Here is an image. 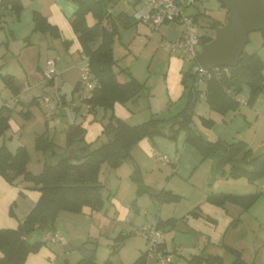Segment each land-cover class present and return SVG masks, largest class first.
Here are the masks:
<instances>
[{
  "label": "trees",
  "instance_id": "obj_1",
  "mask_svg": "<svg viewBox=\"0 0 264 264\" xmlns=\"http://www.w3.org/2000/svg\"><path fill=\"white\" fill-rule=\"evenodd\" d=\"M76 4V10L69 19L70 25L77 35L81 46V53L88 57L89 68L98 86L92 90L89 98L83 99L90 103V111L96 105L112 108L114 103L126 104L139 98L141 95H150L148 87L144 82L138 81L122 67L118 72L114 65L117 63L113 56L112 44L118 33V25L127 27L138 22L128 17L123 12L112 16L106 7L111 0H72ZM3 5L8 6L16 17L22 10L21 0H2ZM220 2V1H219ZM221 6H224L222 2ZM225 7V6H224ZM91 13L94 23L88 25L86 14ZM228 12L226 11V15ZM198 15H194L197 21ZM33 31L49 32L58 36L57 28L50 25L46 18L38 11L32 12ZM117 22H116V21ZM225 22V21H224ZM223 23H210L214 29ZM264 42V30L258 31ZM213 37L200 36L199 43L202 45L209 42ZM248 41V38H247ZM264 62L257 52H246L243 50L238 63L234 67H215L209 70L210 77L205 79L204 90L200 91L196 82L197 74L191 69L182 73L181 84L184 88L185 100L182 107L171 115H157L150 113L147 120L138 124H129L125 120L111 114L109 121L104 125L103 132L106 138L95 146L87 143L78 151L66 156L59 157L54 163L45 162L38 174H32L26 170L29 159L28 152L24 146H18L11 152L4 144L0 146V174L10 183L21 175L24 188L36 189L40 192L36 204L30 209L25 217L19 221L16 228H0V251L2 256L0 264H23L30 253H35L46 243L45 240L30 242L28 236L35 230L43 232L56 231L55 223L60 211L81 213L84 207L98 210L103 205L102 192L104 185L99 179L102 165L114 168L130 158V152L139 140L143 138L153 139L155 136H166L170 139L176 138L180 130L185 132V140L194 146L200 153L201 160L211 158L212 171L215 173H226L230 178L244 177L249 182H254L264 177V148L253 153L248 143L244 140L223 141L217 139L211 141L206 139L193 125L194 106L201 93L204 94L209 108L220 113L234 110L239 106L236 98L244 85L248 86L249 92L246 104L251 105L257 95L264 90ZM124 74L120 80L118 74ZM5 84L14 95H18L19 87L15 84L13 76L3 77ZM36 102L32 98L28 105ZM9 110L6 106L0 107V133L9 127ZM25 117H30V111L24 112ZM205 124H209L204 119ZM75 138L70 135V139ZM82 136L75 138L81 140ZM51 143L45 132L35 137V148L48 151ZM228 169L226 170V167ZM13 176H10L8 172ZM132 179L138 185V193L147 192L153 199L159 202L178 201L180 196L169 190H151L142 184L138 169L132 172ZM21 194L22 191H20ZM110 194H108L109 196ZM261 195V193L249 195H235L231 193H212L206 200L218 206H224L226 202L239 205L247 210ZM107 196V197H108ZM195 217L200 213H193ZM210 219L209 217H206ZM236 219H232L229 227L236 226ZM155 225L162 230L165 227L175 225L174 218H157ZM123 235H118V242L111 246L109 255L122 245ZM221 244L225 250L233 254L234 259L228 264H246L241 257V252L224 243ZM164 250V243L160 244ZM79 258L75 264H111L109 257L102 263L96 261V242L84 241L77 248ZM224 264L218 255H194L189 263L201 264ZM134 264H146L145 253L138 256Z\"/></svg>",
  "mask_w": 264,
  "mask_h": 264
},
{
  "label": "rangeland",
  "instance_id": "obj_2",
  "mask_svg": "<svg viewBox=\"0 0 264 264\" xmlns=\"http://www.w3.org/2000/svg\"><path fill=\"white\" fill-rule=\"evenodd\" d=\"M140 7L141 5H138L136 8ZM127 10L129 12L134 11L132 8ZM187 13H197L200 16L202 15L201 20L205 21L206 26L200 25L198 23L197 34L199 38L200 36L214 37L216 28L214 29L211 27L210 23L215 22L220 24L223 23L226 18V8L221 6L219 0H195L193 5H191V7L187 10ZM3 26L4 29H0V74H5L8 71L19 70L21 68L17 57L9 56L10 54L8 53L5 45L2 43L3 40L5 41L6 35H9V28L15 30V35L18 38V40L14 42L16 45L13 44V47L20 48L21 46H24L18 45V41L21 40L25 43L26 41H24V38L27 37H29L30 42L36 44L32 46L31 54L28 51L27 54L24 55V59L29 58L30 61L33 60L32 58H35L36 49L40 48L41 56L42 58H45V56H56V50L62 49V43L64 44L63 41L61 43L59 40H57V38L53 37L52 35L50 36V34L43 32H31L33 23L31 21V11L29 6H26L24 10L22 9L21 18L17 22L15 21L13 15H6ZM162 28L163 27L155 29L140 21L133 24L132 26L127 27L118 25V33L115 36V40L112 44L113 56L116 61L119 62V65L125 66V64L128 63L129 68L135 70L136 74H134V76L140 82H143L147 78H151L150 81H152V78H161L164 75L166 65L165 60L169 50L167 47L163 46L165 41L161 35ZM173 28L177 30L178 26L173 24ZM258 33V31L249 33L248 42L244 47L246 52L251 51V45H260V33ZM201 45L202 44L199 43L198 49H200ZM180 54V56L185 59L186 56H184L182 53ZM152 56H154L153 59ZM151 60L153 61L152 63ZM185 60V68L183 72L191 69L194 63L192 60ZM114 69L116 72L120 70L117 63L114 65ZM130 69H128L129 72ZM201 86V89H204L203 85ZM199 87L200 85L198 88ZM37 91L38 88L32 90V92L36 93ZM85 91L87 92V90ZM49 92L50 95L53 93L51 91ZM248 92V86L244 85L241 91L236 95V98L244 100L247 98ZM38 93H40V91H38ZM69 94H71V91L68 92V98L66 100V104H64L63 107L62 105L61 107H57L58 102L55 98H53V102L55 104L54 113L56 115L54 120L51 121L52 123L56 121L60 122V126L56 127L55 130L52 129L51 133L49 134L50 138L48 139L52 143L49 151H47V155L45 154L49 160L52 156L55 159H58L59 157L65 156L67 154L68 148L66 147L65 137L66 135L69 136L68 132L70 127L77 126L82 129L86 127V132L82 135L81 140H75V138H72L73 146L77 142L81 143L82 146L86 145L87 143H91V145L95 146L106 138V134L99 131L98 135L94 134L95 136L93 135L90 139L85 138V135H88L89 137V124L98 123L101 127H104V125H106V123L109 121L111 114H114L117 117V113L119 116H121V119L125 120L129 124H138L147 118V112L142 110L135 112L133 116L126 114L124 107L128 108L132 106L131 102H127L126 105L118 102L119 106L114 103L112 108H105L101 105H96L93 111H91V114L87 112L85 113L83 110L76 111L70 106L74 102H72V100L69 98ZM11 97L12 93L4 86L0 77V102L3 101V98L10 100ZM79 101L80 100L77 97L75 102ZM157 103V106H161L158 100ZM198 103H200L198 108L196 107L195 109L194 106L195 111L193 115V125L197 130H200L206 139L211 141H215L218 138H225L227 140L233 141L242 139L248 143L253 153H256L264 148V141H262L264 140V128H261L258 123H252V125H248V123L238 116L234 121H232V123L228 122V124H224L223 122L217 121V118L224 113H220L215 110H213V112L211 111L212 109L209 110L203 99L199 100ZM154 106L156 108V105ZM17 108L19 107L17 106ZM154 111L155 109L153 106H150L149 112L156 114ZM163 113L158 114L160 115ZM14 114H16V117H18L16 111ZM204 119L208 120L209 124H205ZM8 129L9 128L0 133V146L2 144H4L6 147L9 146L11 148V152H14L17 148L16 144L19 134H17V132H13V128H10L9 130ZM179 132L184 134L183 130H180ZM11 133H14L12 139H10V135H12ZM45 135L47 136L46 133ZM155 138H164L166 140L170 139L166 136H155L153 139ZM175 139L176 138H172L170 140L174 141ZM26 150L29 156V159L26 163V170L32 174H38L42 170L41 167L44 166L40 160L41 155H43V152L46 151L36 149L35 146L30 149L26 148ZM163 156L169 160V157L166 155ZM206 159L207 158L201 160L200 157L198 162L200 163ZM185 161L186 157H184L182 160V166L180 167L178 173L171 175L169 183H167V176L172 173L169 164L161 165L160 162H156L154 160L149 162L148 167L154 169L152 175H149V173L144 175L145 171H141L139 167L136 166L139 170L142 184L144 186L149 187L151 190H173V192L177 193L178 195L180 194V199L178 201L166 202L164 207H161L159 214L157 201L153 200V198H151L147 192H143L141 194L138 193V185L135 180L132 179L133 169L130 171L131 174H129V171H127L129 169L127 164L121 163L119 166L114 168L107 167V170L104 171L105 167L102 165L100 168L99 179H101L104 183V190L102 192L103 205L98 210H90L89 207H87L88 209L85 210L87 213L96 211L92 213L94 215L92 220L93 228L90 235H88L86 239H84L82 242L80 240L76 241L78 242L77 245L80 246V244L87 240L95 241L96 261L98 263L104 262L109 257L111 264H134L138 256L141 253H146L147 250L145 240L135 233L137 227H140L145 223L155 224L153 221L156 219L157 214L160 215L161 219L163 220L168 219V217L174 218L175 224L178 220L177 218L183 215H189L192 218H195L196 215L193 213H199L197 204L195 202L202 198L204 193L207 194V188L204 186L206 185L204 183L206 172L205 169L201 168L191 179H188L187 175L189 171L185 169ZM203 165V163L199 165L198 169ZM227 169L228 166L226 167V170ZM218 175L220 177V181L217 187L215 189L211 188L205 199L212 193H221L222 191V193H231L235 195L261 193L257 200L247 210H243L239 205L229 201L225 203L227 209L230 208L232 211H234L232 212V219H236L237 224L234 227L228 226L222 237H224V243L231 245L241 252V257L243 260H245L246 264H264V177L254 182H249L244 177H238L234 179L230 178L227 172L223 174L219 173ZM0 176L2 175L0 174ZM118 176H120V178ZM108 178L110 180L109 182L107 181ZM7 182L13 187L20 188L23 186V184H25L21 175L14 179V183H10L9 181ZM108 194L110 195L108 196ZM18 195L23 196V194L20 192ZM7 196V194L2 195V199L6 198ZM113 199L117 200V207L113 206V204L111 206L110 202ZM1 202L2 204L7 205L8 213L10 215H14L13 210L16 208L17 203L15 201ZM208 222L211 221L208 220ZM169 230L178 232L175 225L170 228L165 227L161 231L162 233H168ZM42 233L43 231L41 230H35L32 232L31 237L35 235L36 237H39L37 238L39 240L41 238L40 236H42ZM118 235L124 236L122 240L123 244L118 249V251L114 252L112 255H109L111 246H115L118 242ZM165 238L167 247L172 249L169 234H166ZM179 240H182V246L179 247L181 250L179 251H167L164 247L166 252H170V264H195L189 263V260L192 256L201 254L218 255L223 259L224 264H228L234 259L233 254L227 252L221 244H212L207 242L204 243L203 239H200L199 241L197 240L198 244H196V240L192 238L190 233H186L185 236L177 233L175 241L178 243ZM204 244H209L206 246H209V248L212 249H203L205 248ZM77 245H72L74 248L73 251H75L74 257L73 255H65L64 250L59 248V258L56 264H74L72 261L75 260V257H79ZM41 247H43V245ZM148 261L149 264H156V261L153 258ZM201 264L208 263L203 262Z\"/></svg>",
  "mask_w": 264,
  "mask_h": 264
},
{
  "label": "crops",
  "instance_id": "obj_3",
  "mask_svg": "<svg viewBox=\"0 0 264 264\" xmlns=\"http://www.w3.org/2000/svg\"><path fill=\"white\" fill-rule=\"evenodd\" d=\"M21 2H22L23 10L26 8V6L30 7L32 23H33L32 12L36 10L46 18L47 22L50 25L55 26L57 28L58 36H55V32L53 34H50L49 32H43V33L50 34V36L52 35L53 37L57 38V40H59L61 43L62 41L64 42V44L62 43V49L56 50V56H45V58H42L40 53V48L37 47L38 49L35 50L36 52L35 58H32L33 60L30 61L29 58L24 59V55H26L28 51L31 54L32 53L31 48L33 45L36 44L30 42L29 37L24 38V41H26L25 43L19 39L20 41H18L19 42L18 45H24V46H21L20 48L13 47L14 42H16L18 38L15 35V30L9 28L8 30L9 35H6L5 41L4 40L2 41L8 53L10 54L9 56L17 57L18 61L20 62L21 68L19 70L8 71L5 74H0L4 86L10 92L11 90L5 84V81L3 79L5 75L13 76L15 84L19 87L18 95H14L11 92L12 93L11 99L9 100L7 98H3V101L0 102V107L1 106L7 107V109L9 110L8 128L9 129L13 128L12 131L17 132V134H19L16 147L24 146L30 149L35 146V137L37 134L45 132L48 138H50L49 134L51 133L52 129L55 130L56 127L60 126L59 125L60 122L56 121L52 123L51 121L54 120L56 115L55 113L49 119L45 117L44 107L40 101L41 95L47 94L52 99L55 98L56 101L58 102L57 107L59 106L61 107V105L63 107V105L66 104V100L68 98L67 94L69 91H71V94H69V98L74 103H72L70 106L73 107L76 111L83 110L85 113L87 112L81 106L82 99L86 96L87 92L85 91V89L80 87L78 82L80 74L82 72L81 69L83 65V59H85L86 56L81 53V46L77 39V35L73 32L70 25L69 19L73 16L76 10L75 2H73L72 0H21ZM138 5H141L140 0H111L108 7H106V9L107 10L109 8L111 9L109 13L112 16H115L118 13L123 12L131 19L134 18L133 14L138 9L136 8ZM190 7H187L185 11L187 12V10ZM129 8L134 9V11L129 12L127 10ZM8 14L13 15L16 22L19 21L21 18V12L19 16L16 17L8 6L3 5L2 7H0V16H1L0 29H4L3 22L5 21V17ZM188 14L193 17L194 15H198L196 16L198 20L197 24L199 23L200 25L206 26L205 21L201 20L202 15L200 16L197 13H188ZM86 22L88 25H92L94 23V18L90 12L86 14ZM173 24L178 26L177 30L173 28ZM160 27H163L161 35L165 42L173 41L181 35V26L175 21L166 22L162 24ZM31 32L33 33V32H42V31H33V27H32ZM259 36H260V45H251L252 49L250 52H257L264 62V42L262 40L261 35ZM47 45H52V44H47ZM163 46H165V44H163ZM168 52L169 53L165 60L166 65H165L164 75L161 78L154 77L152 78L153 79L152 81H150L151 78L150 79L147 78L146 80L143 81L145 84H147L146 85L148 87L147 92L150 95L148 97L146 95H141L139 98L131 102L132 106L128 108L124 107V110H126V114H130L131 116H133L135 112L142 110L144 112H147V118H146L147 120L151 113L149 112L150 106H153V108L155 109L154 112H156L157 115H159L158 113H163L164 111L163 114H160L164 116L171 115L177 112L182 107L185 100V93H184L185 90L183 88V85L181 84V77L185 68V63H184L185 59L180 56L181 54L179 51L169 50ZM153 57L154 56H152V59ZM49 60H54L55 62L56 75L54 79L51 80L49 83H45L42 81V78ZM152 62L153 61L151 60V63ZM118 63L119 62H117L119 68L127 67L128 69H130L128 63L125 64V66L119 65ZM130 72L133 75V77H135L134 76V74H136L135 70L130 69ZM263 75H264V70H263ZM118 78L120 80H123L125 78L124 74L123 73L118 74ZM201 85H203L204 87L205 82L201 83L199 87L200 91H203L204 89L203 88L201 89L202 87ZM35 88H38V91H40V93H38V91L37 93L32 92V90H34ZM49 91L53 93L50 95ZM34 97H36V102H34L32 105H28V103ZM77 97L80 100L79 102H75L77 100ZM201 99H203L206 103L205 96L203 93H201L196 100L195 109L196 107L198 108L200 104L198 102ZM246 99L244 100L238 99L239 106L237 107V109L233 111L230 110L226 111L223 115L217 118V121L223 122L224 124H228V122L232 123V121H234L239 116L246 123H248V125H252V123H258V125L261 128H264V90L257 95V97L255 98V100L251 105L246 104ZM157 100L159 101L161 106H157L158 105ZM115 104L119 106L118 102H116ZM154 105H156V108ZM206 105L209 108L207 103ZM17 106L19 108H17ZM27 110L30 111L29 118L25 117L24 115V112H26ZM209 110L211 109L209 108ZM15 111L18 114L17 115L18 117H16V114H14ZM87 113L91 114V111H88ZM116 115L117 117L121 118V116H119L118 113ZM88 127H90L89 128L90 133H89V137L88 135L87 136L85 135V138L87 139H90L94 134L98 135L99 131L103 132L104 130V127H101L98 123H91L89 124ZM198 131L200 132V130ZM85 132H86V127L83 128V132L81 136ZM11 134L12 135H10V139H12L14 136V133ZM68 134L69 136L71 135L69 132ZM69 136L66 135L65 137L66 147L68 148L66 155L78 151V149L82 146L81 143L79 142L75 143L73 146L72 139H70ZM218 139L223 141H233V140H227L225 138H218ZM7 147L11 151V148L9 146ZM45 154L47 155V151L43 152V155H41L40 158L42 165H44L45 162L54 163L57 160L53 156L49 160L48 157L45 156ZM163 155L169 157V162L164 163L160 160V157H162ZM184 157H186L185 169L189 171L187 175L188 179H191L194 176V174L197 173V171L203 168L205 169L206 172V178L204 182L206 185L204 186L207 188V194L209 190H211V188L215 189L217 187L220 181V177L218 175L219 173H215L214 171H212L213 160L211 158H207L206 160H204L205 162L202 161L199 163L198 161L201 157L200 153L194 146L186 142L185 132L184 134H181L180 132L177 133L176 139L174 141L170 139L166 140L164 138L161 139L155 138L152 140L149 138H143L139 140V142L131 149L130 158L125 160L123 164H127V166L129 167V169L127 170L129 171V174H131L130 171H132V169L133 171L135 168L138 169L136 167L138 166L141 171L143 170L145 171L144 175H147L148 173L149 175H152L154 169L149 168L148 164L153 160L156 162H160L161 165L169 164L172 172L170 175L167 176L168 177L167 183H169L171 179V175L174 173L175 174L178 173L180 167L182 166V160L184 159ZM202 163L204 165L198 169V166L201 165ZM103 166L105 167L104 171H106L107 167L105 165ZM118 177L120 178V176ZM100 181L104 185L101 179ZM107 181L108 182L110 181L109 178L107 179ZM25 185L26 184H23L21 188L13 187L2 176H0V200L3 202L15 201L17 203L16 208L13 210L14 215H10L8 213L7 205L2 204V202L0 201V228H16L19 221H21L25 217V215L30 211V209L36 204L40 192L36 189L24 188ZM20 191H22L23 196L18 195ZM171 191L173 192V190ZM4 194H7L8 196L2 199V195ZM207 194L204 193L203 197L198 199L197 202H195L197 204L198 212L200 213V216L195 218H192L189 215H183L181 217H178L177 218L178 220L175 224V227L177 228L178 232H174L173 230H169L168 233L163 232L164 233L163 243L167 251L181 250L179 247L182 246V240H179L178 243L175 241L177 233L178 234L180 233V235L182 236H185L186 233H190L192 238L196 240V244H198L197 240L199 241L200 239H203L204 243L207 242L212 244H219L223 240L224 238L222 237L223 233L228 228L229 223L232 219V212L234 211H232L230 208L227 209V206L225 204L224 206H218L208 202L205 199ZM156 201L158 204V214H159L161 207H164V204H166V202H159L158 200ZM110 204L111 206L112 204L113 206L116 207L118 206L116 199L111 200ZM87 209H88L87 207H84L81 213L60 211L57 215L55 227H56V232L63 237L64 242L63 243L49 242L45 239L46 232H43L39 240H45L46 243L43 245V247L39 248L38 252L30 253L23 264H56L59 258L58 257L59 248L64 250L65 255H70V256L73 255L74 257L75 251H73L74 248L72 247V245L73 244L77 245L78 242L76 241L78 240L82 242L84 239H86L88 235H90L93 228L92 220L94 215L92 213L96 211H91V212L89 211L90 213H87L85 211ZM158 214L156 216V219L161 218L160 215ZM206 217H209L210 219H207ZM156 219L153 222H156ZM208 220H210L211 222H208ZM31 234L27 237L28 240L30 242L37 241L38 240L37 238L39 237H36L35 235L31 237ZM166 234H169V239L171 241L172 249H169L166 245V240H165ZM206 245L209 244H204L205 248L203 249L205 250L212 249ZM1 256H2V252L0 251V258ZM78 258L75 257V260L72 261V263L75 264Z\"/></svg>",
  "mask_w": 264,
  "mask_h": 264
},
{
  "label": "built area",
  "instance_id": "obj_4",
  "mask_svg": "<svg viewBox=\"0 0 264 264\" xmlns=\"http://www.w3.org/2000/svg\"><path fill=\"white\" fill-rule=\"evenodd\" d=\"M195 0H140L141 7L138 8L134 14V19L145 23L155 29H158L162 24L166 22L175 21L181 26V35L173 41H166L164 44L170 51H179L187 60H192L194 63L191 67V71L197 74L198 80L196 86H199L205 79L210 77L209 70L202 68L196 62V55L200 49L199 36L197 34V21L194 17L189 15L185 9L193 5ZM3 6L2 0H0V7ZM111 9H108L110 12ZM1 19V16H0ZM56 75V67L54 60H49L47 67L43 73L42 81L49 83L54 79ZM79 85L83 89L87 90L86 96L83 98H89L92 94V90L98 86L97 80L91 74L88 57L83 59V69L79 77ZM81 106L85 111H90V103L83 101ZM40 101L44 107V115L46 118H51L55 112V104L53 99L43 94L40 97ZM160 160L164 163L169 162L165 156L160 157ZM135 233L142 236L146 242L147 250L145 253L146 264H149L148 260L155 259L156 264H170L171 257L161 249L160 244L163 242V233L156 227L155 224H143L135 230ZM45 239L49 242L63 243V237L56 231H47L45 233Z\"/></svg>",
  "mask_w": 264,
  "mask_h": 264
},
{
  "label": "water",
  "instance_id": "obj_5",
  "mask_svg": "<svg viewBox=\"0 0 264 264\" xmlns=\"http://www.w3.org/2000/svg\"><path fill=\"white\" fill-rule=\"evenodd\" d=\"M228 12L225 23L215 29L214 37L201 45L195 59L204 69L234 67L242 54L248 34L264 30V0H219ZM83 129L73 126L69 133L77 138ZM10 176L13 174L9 171Z\"/></svg>",
  "mask_w": 264,
  "mask_h": 264
}]
</instances>
